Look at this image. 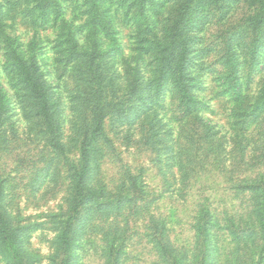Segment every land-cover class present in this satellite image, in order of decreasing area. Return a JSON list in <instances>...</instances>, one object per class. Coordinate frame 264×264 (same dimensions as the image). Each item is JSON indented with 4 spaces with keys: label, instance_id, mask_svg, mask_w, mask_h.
Instances as JSON below:
<instances>
[{
    "label": "rangeland",
    "instance_id": "obj_1",
    "mask_svg": "<svg viewBox=\"0 0 264 264\" xmlns=\"http://www.w3.org/2000/svg\"><path fill=\"white\" fill-rule=\"evenodd\" d=\"M92 1L0 0V264H264V0Z\"/></svg>",
    "mask_w": 264,
    "mask_h": 264
},
{
    "label": "trees",
    "instance_id": "obj_2",
    "mask_svg": "<svg viewBox=\"0 0 264 264\" xmlns=\"http://www.w3.org/2000/svg\"><path fill=\"white\" fill-rule=\"evenodd\" d=\"M84 1H85V3H89L88 4L89 8L94 7V4L92 3L93 2L92 0H84ZM45 6H47V4H45L44 7ZM59 11L60 10H57L56 11L57 12V14H56L57 16L60 14ZM91 25L94 28L93 29L94 31L92 33V38L95 41L96 39H98V35L100 34L101 31H99V29L96 27L95 23L94 24L91 23ZM174 26H176V24ZM75 40H76V38L73 39V41H71V43L74 42ZM75 42H74V45L71 46V48H70L71 49L70 51L72 52V54H70L71 55V58L68 59L69 62L75 60V52L77 50L75 48V45H76ZM171 48H172V46H171ZM93 56H95V54L94 53H91V55L89 56L90 63H88L86 65L87 66L86 67V70L82 73V77L85 76L86 80L88 79L89 76L92 75L93 71L95 70L94 69L95 68L94 66H97L96 65L97 64L96 63V60L93 58ZM17 60H18V63L19 64H23L24 63V61H22L21 57H19L18 55H17ZM167 64H169V63H167ZM81 68L82 67H80L79 70H81ZM178 69L180 71L182 70V68L179 65H178ZM156 70L159 73L160 78H163L164 75H165V70H166V69H164V66L162 64L156 65ZM180 71H179V73L181 74ZM93 80H94V78H93ZM33 90L35 92H38L36 85H33ZM91 118H92V122L94 124L93 127H92V130H93L94 127L96 128V127L100 126V122L97 121V123L95 124V122H96L95 121L96 120L95 115H92ZM196 118L197 117L194 116L193 119L196 120ZM191 137H194V133H191ZM195 137H196V135H195ZM203 138H205V136L202 137V138H200V139H203ZM86 143H87V136H84L83 139H82V144L85 145ZM191 143L195 144L196 146L190 149V153L188 155V160H190L194 164L195 173H197L198 172V169L204 167L205 166V162L207 161V159H206L207 157H205L206 155L203 153V148H204V145L206 143H209V142H208V140L201 141L199 139H194V140H192ZM84 168L85 167H83V169L78 172V175H79V178L80 179L76 180L75 183H74V185H73V187H74L73 188L74 189L73 190L74 199L72 201V207L70 209V213L68 214V216H67V218H66V220L64 222V225L62 227V230L60 232L59 240L61 241L63 248H66L67 245H68V230H69L71 221L74 218L76 212L78 211V208L80 206V202H81V200H82V198L84 196V193H82V189L84 187V181H83V177H82L83 176V173L82 172L84 171ZM203 170H204V168H203ZM262 187H263V189H262ZM261 189H262V192H263V199H264V183L263 182L261 183ZM262 207H263V217H262V219L264 220V203H263ZM262 224L264 225V222ZM0 231L3 234L6 233V232H8V226L6 225V221L4 220L3 215H2L1 212H0Z\"/></svg>",
    "mask_w": 264,
    "mask_h": 264
}]
</instances>
